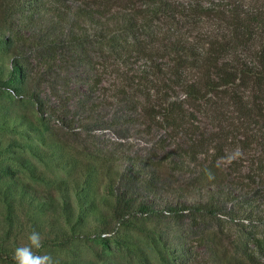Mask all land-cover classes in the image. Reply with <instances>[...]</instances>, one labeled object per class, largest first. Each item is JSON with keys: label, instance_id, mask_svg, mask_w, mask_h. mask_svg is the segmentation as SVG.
<instances>
[{"label": "rangeland", "instance_id": "obj_1", "mask_svg": "<svg viewBox=\"0 0 264 264\" xmlns=\"http://www.w3.org/2000/svg\"><path fill=\"white\" fill-rule=\"evenodd\" d=\"M16 23L28 43L11 57L3 54L5 41L0 46L7 73L14 61L26 67L22 79L0 76V264H16L14 250L33 230L43 237L38 253L58 264H254L244 254L256 248L253 237L263 242L256 262L264 264V224L211 215L200 205L207 190L227 188L231 177L247 179L256 142L244 150L235 140L228 154L238 146L244 154L231 163L204 154L195 160L144 113V76H100L88 49L50 61L46 31ZM20 85L52 107L68 96V119L86 121H44L37 103L19 95ZM92 103L96 110L88 111ZM199 117L213 122L205 110ZM263 190L249 202H262Z\"/></svg>", "mask_w": 264, "mask_h": 264}, {"label": "trees", "instance_id": "obj_2", "mask_svg": "<svg viewBox=\"0 0 264 264\" xmlns=\"http://www.w3.org/2000/svg\"><path fill=\"white\" fill-rule=\"evenodd\" d=\"M17 21L24 29L46 31L50 61L60 62L68 49H88L85 57L96 58L100 76L115 74L127 82L144 76V113L191 158L204 154L216 162L235 140L244 150L256 142L247 179L229 177L230 186L207 190L200 205L211 215H242L264 224V190L258 205L247 198L264 187V0H0L6 57L29 40ZM138 58L142 68L133 67ZM12 68L7 73L0 66V76L25 77L24 62L14 61ZM21 86L19 95L37 103L44 121L49 115L65 124L86 121L68 119V96H58L60 106L52 107L33 88ZM89 109L95 111V104ZM203 110L213 122L199 117ZM140 209L149 211L147 205ZM250 241L256 248L244 254L257 264L263 242Z\"/></svg>", "mask_w": 264, "mask_h": 264}, {"label": "clouds", "instance_id": "obj_3", "mask_svg": "<svg viewBox=\"0 0 264 264\" xmlns=\"http://www.w3.org/2000/svg\"><path fill=\"white\" fill-rule=\"evenodd\" d=\"M243 150L238 146L226 157L222 158L231 163L243 156ZM43 246V237L33 230L28 236V243L18 246L14 250L13 260L16 264H58L49 254L40 255L38 250ZM36 250V251H34Z\"/></svg>", "mask_w": 264, "mask_h": 264}]
</instances>
